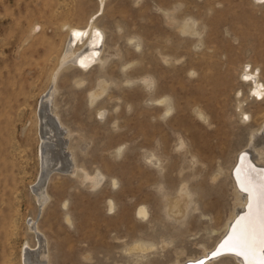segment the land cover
Masks as SVG:
<instances>
[{
	"label": "rangeland",
	"instance_id": "obj_1",
	"mask_svg": "<svg viewBox=\"0 0 264 264\" xmlns=\"http://www.w3.org/2000/svg\"><path fill=\"white\" fill-rule=\"evenodd\" d=\"M255 1L105 0L99 10L98 0H0V264H24L25 253L39 249L32 226L46 242L50 264H174L178 258L190 264L216 247L236 202L231 170L248 149L251 129L264 122V102L248 98L241 79L249 65L261 69L264 81V4ZM92 15L105 31L110 58L87 72L72 63L60 66L68 25L85 27ZM188 18L196 21V33L181 28ZM99 77L108 86L90 103ZM161 94L176 105L166 117L154 101ZM45 97L71 133L60 135L66 161L104 178L92 188L80 173L50 171L43 178L48 201L40 210L36 186L49 143L40 126ZM239 100L252 115L250 126L240 121ZM153 149L163 165L171 150L184 168L175 170L174 182L164 181L168 195L176 197L184 178L195 200L206 191L222 202H210L207 211L194 201L185 218L170 215L156 184L144 179ZM192 159L199 161L194 171ZM133 168L140 172L137 184L131 183L139 176ZM140 205L148 206V218L138 216ZM163 241L169 243L164 249ZM136 242L157 248L129 251ZM211 262L236 264L228 257Z\"/></svg>",
	"mask_w": 264,
	"mask_h": 264
},
{
	"label": "bare ground",
	"instance_id": "obj_2",
	"mask_svg": "<svg viewBox=\"0 0 264 264\" xmlns=\"http://www.w3.org/2000/svg\"><path fill=\"white\" fill-rule=\"evenodd\" d=\"M98 1H99L98 2L99 10H100V8L105 6V0H98ZM255 2L259 5L264 4V0H256ZM97 18L98 17L96 15H92L88 19L87 25L85 27L68 25V41L60 58V66L64 65L65 63H72L75 66L81 68V70L87 72L97 68V66L99 67L100 65L105 64L108 61L111 52L109 53L104 52L106 45V41H105L106 34L105 31L97 24ZM186 20L181 25L183 31H185V33L186 32L196 33L197 30L196 21L192 18H188V20L187 21ZM198 35L195 34V36ZM197 43L201 45L200 47H202V44L199 43V41ZM116 54L118 53L115 52V55ZM242 71L243 73L241 74L242 76L241 79L248 87V98H252L256 103H263L264 81L262 78L261 69L251 68V66L245 65L243 66ZM151 78L144 79L146 82H144L143 80L142 81L148 86H151L153 84V80ZM53 81L55 83V80ZM84 82H85L84 76L79 77L76 81V83L79 85L80 84L83 85ZM106 86H108L107 81L105 79H102V77L101 78L99 77L96 86L89 92V97L91 101L90 103L95 102V100L103 94V92L106 90ZM53 92H54V86L51 88L49 94L50 97H52ZM47 98L46 97L44 98V102L40 107L41 111L44 112V116L41 115L42 116L41 119L43 121L40 125L41 131L42 134L43 133L45 134V138L47 137V141H49L47 145L45 143V149L43 148V150L41 151L42 153L41 162L43 164V168H42L43 172L41 174L39 183L36 186L37 189H36L35 197L39 204L40 210L44 207L46 201H48L45 192L46 183L43 182V178L44 177L46 178L47 174L50 171L55 170L57 168L60 170V172L61 171L63 172L64 170L67 171L69 170L75 174L80 173L83 180H89L92 188L93 187L96 188L97 186H100L104 178V175L100 171H95L93 172L92 175H89L87 171H84L82 169L81 172H78L80 167H78L76 161H71V160L66 161L67 157L61 154L62 143L64 144V141L60 139V135L64 134L65 132L68 135H70L71 133L70 131H65V129L62 128L63 124L59 121L56 105L50 103L51 99L47 100ZM154 101H156V103L158 102V104L162 106L160 108L162 113L160 112V114H162L164 117L170 115L176 108L175 101H173V98L169 94H161L158 97L154 98ZM238 109L240 113L239 115L240 121L250 126V124L252 123V115L245 110L244 102L241 100H239ZM47 111H49V113H51L52 115H49ZM100 111H99L100 116H102V113ZM199 115L201 117H204L202 113H200ZM249 135L250 137H249V144L247 145L248 146L247 150L251 153L250 154L251 158L255 162V164L264 167V122L261 124L259 128L251 129ZM147 137L149 139L152 138L150 136ZM58 140L60 141V143H58ZM183 143L184 142H182V144ZM151 145H153V143L149 144V146ZM183 146L184 144L181 147ZM168 147H170L169 141L163 143V149L168 150L167 149ZM169 152L170 153H168V155H171L172 159L169 163L167 162V164L163 165V161L161 157L153 149L152 151L149 152V154L146 157L147 165L146 168H144L145 182L148 183L149 187H151V185L154 183L156 184L157 187L156 191L158 193H162L165 209L168 210V213L176 217L185 218L189 214V211L191 210L194 201L198 205L199 203H202L204 209L207 211H211V208L213 206L211 205L210 202L213 201L212 203H215V205H219V203L222 202L220 200V197H218L217 194L210 195L206 191H205V195L201 194L202 197H199L198 199L195 200L193 194L196 191L194 193L192 192V189L188 181L187 180L185 181L184 178L181 179V185L177 188L176 197L173 198V196L168 195L164 191V181L170 183L174 182L175 170L178 168L179 170L178 173L181 174V172L184 169L182 168L181 165L178 167V162L174 160L175 157L174 153L171 150H169ZM239 153L236 157V163H235L236 165L239 162V167L235 170L236 166L234 165L235 168H233L230 173L232 183L234 186L236 202L234 205L232 215L225 224V230L223 231V236L221 240L224 237L226 238L219 246V251L224 252V254L215 257L209 256V253L213 251L221 242L220 240L218 244H216V247L214 249L212 250L204 249V253L202 254L203 257L206 256L203 259L204 261H206L204 264H207L221 257H228L231 260H233L236 264H261L262 262L261 261L263 256L262 249L264 248V181L262 180L263 173H260L261 171L250 166L249 162L246 159L243 158L241 159V161H239ZM198 162H199L198 160L192 159L193 164L191 166L193 171L196 163ZM148 163L150 165H148ZM166 167H168V171L164 172L163 174L162 171L166 169ZM155 169L159 171L157 172L159 176H152L153 171ZM132 171L134 173L137 172V174H139V176L135 175L131 181L132 184H137L140 178L139 169L137 170L136 168H133ZM221 174H222V170H219L217 173L213 175L212 180L214 184L218 181ZM203 177L202 179L205 178ZM200 181L204 182L203 180ZM199 182L197 184L198 187H200L201 189L206 188L204 186L205 184H201ZM112 183L113 185L117 186L116 184H118V180L116 177L112 178ZM63 205H65V202L63 203ZM114 206H115L114 201L110 199L109 200L110 210L112 209L114 210ZM247 206L248 209L246 214L240 217V213L245 211ZM149 213L150 212L147 205H140L138 207L137 214L139 217L146 219L148 218ZM65 218L68 222L71 221V218L68 214L66 215ZM232 224H233V228L231 229ZM31 228H34L32 231H34L36 234V238L39 244V249L36 251H27L23 257L24 258L23 260L25 261L24 264H50L48 253L45 249L46 245H44L46 242H44V239L39 236L38 231L34 226H32ZM213 231L214 230H212L211 232ZM237 241H239V244L236 243ZM42 242H44V244ZM167 246H169V243L163 241L162 248L164 249ZM156 248L157 245L155 243L136 242L135 245L132 248H130L129 251L139 254H145ZM198 258L190 259L189 262L195 261L194 263L191 264H199V261L201 262L202 260H197ZM91 259L92 258L88 256L85 260L91 261ZM174 264H181V259L178 258Z\"/></svg>",
	"mask_w": 264,
	"mask_h": 264
},
{
	"label": "water",
	"instance_id": "obj_3",
	"mask_svg": "<svg viewBox=\"0 0 264 264\" xmlns=\"http://www.w3.org/2000/svg\"><path fill=\"white\" fill-rule=\"evenodd\" d=\"M251 153L248 151V150H243L240 154H239V161H241V159H246L248 162H249V165L250 166H252L253 168H255V169H258L259 171H261L260 173H263V175H262V180L264 181V167L263 166H260V165H256L255 164V162L252 160V158H251V155H250ZM239 167V162L237 163V165H236V168H235V170L237 169ZM252 172V171H251ZM253 173H254V171H253ZM250 202V201H249ZM248 206H249V203H248ZM248 206L246 207V210L245 211H243L242 213H240V217H242L243 215H245L246 214V212H247V209H248ZM233 228V224L231 225V229ZM225 238L226 237H224L222 240H221V242L218 244V246L213 250V251H211L210 253H209V256L210 257H215V256H220V255H223L224 254V252H221V251H219V246L221 245V243L225 240ZM262 259H261V261L262 260H264V248L262 249ZM204 258H202L201 260H202V262L204 261L203 260ZM200 262V261H199ZM205 262V261H204ZM203 262V263H204ZM194 263V262H193ZM191 264V263H190Z\"/></svg>",
	"mask_w": 264,
	"mask_h": 264
},
{
	"label": "snow or ice",
	"instance_id": "obj_4",
	"mask_svg": "<svg viewBox=\"0 0 264 264\" xmlns=\"http://www.w3.org/2000/svg\"><path fill=\"white\" fill-rule=\"evenodd\" d=\"M237 244H239V241L236 242ZM199 264H203V262H199ZM261 264H264V260H262Z\"/></svg>",
	"mask_w": 264,
	"mask_h": 264
}]
</instances>
